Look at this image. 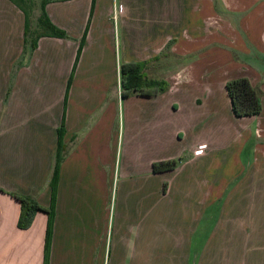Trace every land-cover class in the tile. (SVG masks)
Here are the masks:
<instances>
[{
  "label": "crops",
  "instance_id": "obj_1",
  "mask_svg": "<svg viewBox=\"0 0 264 264\" xmlns=\"http://www.w3.org/2000/svg\"><path fill=\"white\" fill-rule=\"evenodd\" d=\"M0 9L14 23L0 49V264H43L47 217L18 229L8 194L48 207L59 128L46 264H169L170 251L187 264L207 211L209 264H264V65L237 56H264V0H54L44 12L65 37L32 51L20 9ZM127 63L167 89L123 98ZM241 77L260 91L256 116L230 112L224 84Z\"/></svg>",
  "mask_w": 264,
  "mask_h": 264
},
{
  "label": "trees",
  "instance_id": "obj_2",
  "mask_svg": "<svg viewBox=\"0 0 264 264\" xmlns=\"http://www.w3.org/2000/svg\"><path fill=\"white\" fill-rule=\"evenodd\" d=\"M13 3L24 16L23 24V44L27 46L29 51H32L36 47V42L40 37H54L64 38V32L48 20L44 12V6L54 0H40L39 2V14L36 18L38 30L31 31L28 28V15L27 11L23 7V0H8ZM82 39L79 41V46L75 53L74 62L79 55ZM144 63H127L120 66V90L121 96L124 98L131 93L138 92L141 95L149 96L150 94L162 93L167 89V83L164 81H155L151 79H145L142 76V69ZM225 94L229 100L230 112L234 118H244L256 116L261 110L260 105V91L252 87L247 78L241 77L231 79L224 84ZM61 128L57 132L56 150L53 159V169L49 180L50 189V202L48 207L43 208L39 206L34 200L28 196L9 193L8 195L13 198L19 204V214L16 222L18 229H27L32 221L33 216L37 212L45 213L47 217L44 245H43V264L47 262L48 246L50 239V230L52 222V205L54 202V189L56 183V170L58 164L62 158L63 149L60 139ZM178 163V160L161 161L152 164V172L160 173L166 171H172ZM0 192H2L0 190Z\"/></svg>",
  "mask_w": 264,
  "mask_h": 264
},
{
  "label": "rangeland",
  "instance_id": "obj_3",
  "mask_svg": "<svg viewBox=\"0 0 264 264\" xmlns=\"http://www.w3.org/2000/svg\"><path fill=\"white\" fill-rule=\"evenodd\" d=\"M39 1L40 0H23V7L27 11V15H28V28L31 31L38 30L39 28L37 27V23H36V18L39 14ZM2 14L0 13V49L5 48V32L7 33L14 31L13 21L9 20L8 22H5V12ZM219 25L220 24H218V30L221 31L222 27H219ZM235 38H236L235 36L229 37L228 42L233 45ZM0 54H1V50H0ZM118 56H119L118 59H120V55ZM237 56L239 60H242L251 68H256L258 67V65H264V56L259 58L260 60H258L259 56L256 53L255 54L252 53L249 56L243 54H237ZM4 104H5V94L2 101L3 106ZM233 152L234 150L232 151V153ZM114 185L115 183L113 184V187ZM173 207L177 208L176 206ZM210 217L211 214L209 211L204 213L201 212L200 217L199 215L193 217L194 222L190 227L191 229L190 228L188 229L190 231H188V233H186L185 236V239L187 238L188 241L187 245H189L186 247L188 252L187 264H195L196 262L198 263V259H200L201 255H203L202 264H209V258H211V256H210L208 238L210 236L211 222H212ZM173 257H175V255H173L172 251H170L169 264H179V262L173 259Z\"/></svg>",
  "mask_w": 264,
  "mask_h": 264
},
{
  "label": "built area",
  "instance_id": "obj_4",
  "mask_svg": "<svg viewBox=\"0 0 264 264\" xmlns=\"http://www.w3.org/2000/svg\"><path fill=\"white\" fill-rule=\"evenodd\" d=\"M117 12H120L121 11V7L118 6L117 7ZM206 149V145L205 144H199L196 146V148L192 151V155L193 156H200L203 154V152L205 151Z\"/></svg>",
  "mask_w": 264,
  "mask_h": 264
}]
</instances>
